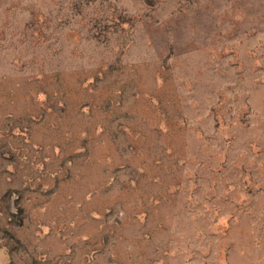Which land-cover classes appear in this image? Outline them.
I'll use <instances>...</instances> for the list:
<instances>
[{
  "label": "rangeland",
  "instance_id": "374dc122",
  "mask_svg": "<svg viewBox=\"0 0 264 264\" xmlns=\"http://www.w3.org/2000/svg\"><path fill=\"white\" fill-rule=\"evenodd\" d=\"M0 264H264V0H0Z\"/></svg>",
  "mask_w": 264,
  "mask_h": 264
}]
</instances>
